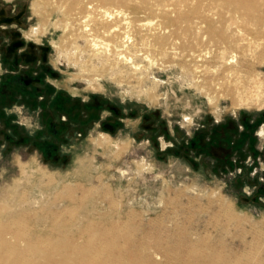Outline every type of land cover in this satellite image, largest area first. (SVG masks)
Returning a JSON list of instances; mask_svg holds the SVG:
<instances>
[{"label":"rangeland","instance_id":"rangeland-1","mask_svg":"<svg viewBox=\"0 0 264 264\" xmlns=\"http://www.w3.org/2000/svg\"><path fill=\"white\" fill-rule=\"evenodd\" d=\"M35 1L0 0V73H18L0 79V222L28 213L40 235L70 236L117 222L128 257L142 251L160 264L191 246L261 254L205 195L264 229V160L237 148L229 121L264 112V50L233 51L226 75L205 37L180 34L159 51L145 39L158 15L145 12L131 16L138 28L118 47L124 64L104 49L90 53L88 42H109L106 33H80L75 12L56 0L37 14ZM10 5L16 16H1ZM244 98L249 105H236Z\"/></svg>","mask_w":264,"mask_h":264},{"label":"bare ground","instance_id":"bare-ground-1","mask_svg":"<svg viewBox=\"0 0 264 264\" xmlns=\"http://www.w3.org/2000/svg\"><path fill=\"white\" fill-rule=\"evenodd\" d=\"M42 3L46 4V0H36L33 5L37 14H41ZM54 4L75 12H70V17L76 22L74 29L80 33L104 32L110 37L113 45L110 41L97 43L91 39L88 46L92 55L104 49L107 55L124 64L131 62L130 57L122 55V49L118 47H125L131 40L128 31L135 32L138 28L131 16L145 12L158 15V22L150 25L145 39L151 38L159 51L165 52L180 34L191 41L205 37L216 47L211 59L226 75L235 71L231 62L233 51L244 55L251 49L264 50V0H56ZM226 50L231 53L228 57L224 55ZM249 102L244 98L236 105H249ZM205 198V203L218 218L240 228L244 236L246 232L250 233L249 249L261 254L250 255L246 249L232 257L206 247L191 246L181 258H173L172 264H264V229L259 223L252 224L231 211L224 198L222 200L216 194L205 195ZM26 214L0 222V264H160L142 251L128 257L125 243L119 241L121 224L117 222H113L111 228L88 223L76 230L77 236L59 231H54L53 235H40L42 229L38 233L26 224ZM61 221L60 217L52 219V223Z\"/></svg>","mask_w":264,"mask_h":264},{"label":"crops","instance_id":"crops-1","mask_svg":"<svg viewBox=\"0 0 264 264\" xmlns=\"http://www.w3.org/2000/svg\"><path fill=\"white\" fill-rule=\"evenodd\" d=\"M7 3V2H5ZM0 11H2L1 6H0ZM7 15H1V16H16L17 14V9L14 5H10L7 8ZM1 68V67H0ZM6 67H4L5 69ZM9 71L7 69H5V71L2 70V72L0 73V79L2 80V78H8V77H14V78H18V73H8ZM8 73V74H7ZM6 74V75H5ZM21 87V90H24V85L19 84V87L17 88L18 91L19 88ZM234 118L230 119L231 121L234 120L236 122V130L240 133H249L250 136L254 137L257 142H260L259 144V150L261 151V148L264 149V143H263V137L261 136L259 133L261 130L264 131V112L260 113L258 117L255 116H251V115H245V114H238L237 116H233ZM257 120H259V122H257ZM230 121V125L233 127V124ZM216 123H218L217 120H215ZM251 130V131H250ZM250 131V132H249ZM240 136V135H239ZM246 140V143H245ZM262 140V141H260ZM248 144V139H244V143L243 146L247 147ZM263 151V150H262ZM263 157L264 160V152L261 155Z\"/></svg>","mask_w":264,"mask_h":264},{"label":"trees","instance_id":"trees-1","mask_svg":"<svg viewBox=\"0 0 264 264\" xmlns=\"http://www.w3.org/2000/svg\"><path fill=\"white\" fill-rule=\"evenodd\" d=\"M3 81L1 80V83H2ZM19 90L21 91V92H27V90H28V88H24V90L22 91L21 90V87L19 88ZM5 116H7V117H9L11 120L13 119V117L14 116H8L7 114H5ZM229 121H231V120H229ZM257 122H259V120H257ZM231 123L233 124V128H234V131H236L240 136H241V138L240 139H238L237 140V143H239L238 145H236L237 146V148L241 145V146H243V143H244V139H248V144H247V148H248V150L250 151V152H253V154H260V155H262V153H260V152H258L257 150H256V148L254 147V143H255V141H256V139L254 138V137H252V136H250L249 135V133H246V132H244V133H239L237 130H236V122L234 121V120H232L231 121ZM218 124V126L219 125H224L225 126V123L223 122V123H221V124H219V123H217ZM217 124H214V126H216ZM251 131V130H250ZM249 131V132H250ZM244 148V147H243ZM240 149V152L242 151V153H244V149ZM234 162H235V160H234Z\"/></svg>","mask_w":264,"mask_h":264}]
</instances>
